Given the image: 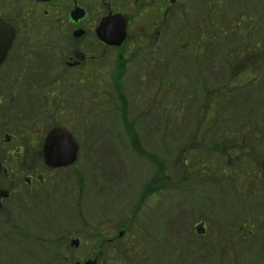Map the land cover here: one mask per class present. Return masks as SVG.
<instances>
[{"label": "rangeland", "instance_id": "rangeland-1", "mask_svg": "<svg viewBox=\"0 0 264 264\" xmlns=\"http://www.w3.org/2000/svg\"><path fill=\"white\" fill-rule=\"evenodd\" d=\"M253 6L252 11H241L245 4L233 2L232 17L227 18L224 12L218 18L220 26L216 31L220 41L216 46L210 41L201 52L185 50L174 54L170 68L155 73L157 79L152 87L143 86L141 80L135 78L140 76L141 68L146 67L148 61L129 69L124 87L129 92L137 85L141 87L134 96L129 118L136 124L143 147L167 163L169 179L167 192L158 197V202L142 206L134 229L127 231L120 245L125 253H115L113 259L142 264L130 260L135 252L131 244L135 242L142 244V253L158 259V264H221L220 249L237 252L236 257L233 252L224 253L234 261L250 260L251 254L262 256L264 220L258 222L257 219L264 214L263 198L260 195L245 198L241 193L235 194L230 185L214 186L208 177L217 169V163L209 169L205 167L206 162L195 165L197 159L201 162L203 157L212 158L213 155L203 148L220 142L224 131L237 136L243 131L245 135L240 144L247 149L250 170L257 173L261 170V161H264V48L256 45L262 44L263 32L259 27L263 25L264 29V0L256 1ZM248 14L253 15L252 27L256 26L258 31L242 34L244 23L240 26L238 23L250 17ZM247 47V52H252L251 55L255 54L259 60L250 69L251 77L259 72L260 75L254 81L243 78L233 83L238 86H228L234 62L239 59L237 54L245 52ZM197 56L199 60L195 59ZM112 67L113 64L109 69L113 70ZM111 79H100L102 85L97 93L86 91L81 97L85 107L84 127L78 129L83 137L76 169L83 173L85 183L82 202L78 200L80 180L72 169L61 174L64 182L70 185L64 200L37 183L33 188L17 189L20 196H15L7 207L12 216L10 223L0 225V264H68L56 262L50 251L61 253L55 242L66 245L67 238L73 235L84 241L80 249L73 250L69 263H81L98 251L85 234L86 229L89 230L87 222L95 223L100 216L112 217V223L119 230L121 227L132 229L133 213L139 201L145 198L146 185L153 181L156 173L131 147L121 116L114 111L117 96L113 93ZM8 87L7 82L0 83V96L10 99ZM207 93L209 99H215L210 112L217 113L220 121L210 128L203 124L202 113L197 110L203 104L199 100ZM143 102L148 103L144 105ZM181 104L186 106L185 112L176 117L175 108ZM200 125L202 127L198 128ZM5 164L13 170L22 169L27 176L49 174L44 167L31 172L29 166L22 167L15 158H8ZM261 187L264 189V185ZM257 193H262L261 188ZM199 221L208 223L209 235L205 238L194 232L193 227ZM243 224H247L248 232H258L261 237L250 235L247 240L241 239L245 234L242 233ZM109 248L115 247L110 245ZM148 264L157 263L149 260Z\"/></svg>", "mask_w": 264, "mask_h": 264}, {"label": "flooded vegetation", "instance_id": "flooded-vegetation-1", "mask_svg": "<svg viewBox=\"0 0 264 264\" xmlns=\"http://www.w3.org/2000/svg\"><path fill=\"white\" fill-rule=\"evenodd\" d=\"M185 3L0 0V21L16 29L5 63L9 64L12 91L10 99L0 96V177L8 172V158H17V163L31 171L43 164L46 135L72 124V102L86 91L97 93L100 79L112 77L122 84L130 68L148 61L139 77L151 81L153 74L170 68L174 51L192 49L188 40L196 28L202 40L210 33L216 44L213 17L199 15L193 21ZM123 34L119 43L109 42H116ZM111 64L113 70L109 69ZM26 177L31 187L42 179L40 175ZM7 197L11 200L0 187V204L8 201Z\"/></svg>", "mask_w": 264, "mask_h": 264}, {"label": "bare ground", "instance_id": "bare-ground-1", "mask_svg": "<svg viewBox=\"0 0 264 264\" xmlns=\"http://www.w3.org/2000/svg\"><path fill=\"white\" fill-rule=\"evenodd\" d=\"M217 8H218V10H219V13H221V8H220V3L218 2V4H217ZM254 20V19H253ZM252 24H253V21H252ZM259 29H260V31L261 32H263V37H262V39L264 40V29H263V25H260V27H259ZM252 30H253V32L255 33L256 31H258V29H257V27L255 26V27H252ZM84 100L81 98V96L79 95V97H76L75 98V102H72V105H73V110H74V112H75V114L79 117V119L80 120H82V121H84V119H83V112H84V109H85V107L83 106V104H82V102H83ZM129 127V126H128ZM130 130H131V132L133 131V129L132 128H130ZM139 141H140V139H139ZM141 142V141H140ZM9 175H11V177H10V182H13V183H16V184H22V181H23V179H24V177L26 176L25 174H23V173H16V172H14V170L13 169H11L10 168V171H9ZM69 229H71V228H69ZM71 230H73V229H71ZM120 233H123V232H125V230L122 228L120 231H119ZM69 238H73V239H76V238H78V237H76V236H71V237H69ZM132 260H133V262H138V261H140V263H142V264H148V261L149 260H155L156 261V263L158 264V259H151L150 258V256L148 257V255L147 254H145V253H142V250L141 249H139L138 251H137V253L136 254H134L133 256H132ZM148 260V261H147Z\"/></svg>", "mask_w": 264, "mask_h": 264}, {"label": "water", "instance_id": "water-1", "mask_svg": "<svg viewBox=\"0 0 264 264\" xmlns=\"http://www.w3.org/2000/svg\"><path fill=\"white\" fill-rule=\"evenodd\" d=\"M3 29L0 26V30ZM5 38L7 40V44H1L0 43V63L2 62V60L5 58V55L7 54V50L10 47V42L11 39L8 36V34H4V36H0V42L2 41V39ZM71 139V138H70ZM68 148H70V153L66 155V163L61 164V166H68V165H72L76 162V158H77V153H78V148H77V144L73 141V139L70 140L69 144H68ZM69 158V159H68ZM91 264V263H89ZM94 264V263H93Z\"/></svg>", "mask_w": 264, "mask_h": 264}, {"label": "trees", "instance_id": "trees-1", "mask_svg": "<svg viewBox=\"0 0 264 264\" xmlns=\"http://www.w3.org/2000/svg\"><path fill=\"white\" fill-rule=\"evenodd\" d=\"M133 141H134L133 147H135V149L140 154H142L144 157L146 156L147 158H149V160L151 162H155L153 159H150V158H153L152 156L148 155L147 153H144V149H143V147H141L139 139H133ZM222 150H223V153L221 154L222 157H224L225 155H228V154L225 153V150L224 149H222ZM230 150L233 153V148L232 147L230 148ZM159 169H160V171H163V169L160 167V165H159ZM161 178H162V176L161 175H158V179L161 180ZM155 183H156V181L148 184V186L146 188V191H147V195L148 196H151V195L156 194L157 186H156ZM161 183L162 182L160 181L159 184L161 185Z\"/></svg>", "mask_w": 264, "mask_h": 264}]
</instances>
